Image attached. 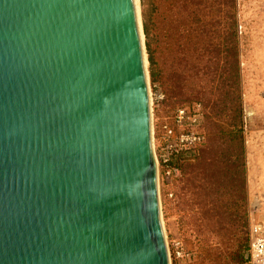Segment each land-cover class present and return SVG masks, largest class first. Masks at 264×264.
<instances>
[{
  "label": "water",
  "instance_id": "water-1",
  "mask_svg": "<svg viewBox=\"0 0 264 264\" xmlns=\"http://www.w3.org/2000/svg\"><path fill=\"white\" fill-rule=\"evenodd\" d=\"M136 0H0V264H171Z\"/></svg>",
  "mask_w": 264,
  "mask_h": 264
},
{
  "label": "rangeland",
  "instance_id": "rangeland-1",
  "mask_svg": "<svg viewBox=\"0 0 264 264\" xmlns=\"http://www.w3.org/2000/svg\"><path fill=\"white\" fill-rule=\"evenodd\" d=\"M137 3L141 23L143 8L157 6L153 47L161 76L155 82L150 74L145 34L143 37L154 140L180 107L197 112V125L205 136L202 146L181 157L182 177L169 187L163 183L159 187L166 239L170 244L182 240L190 254L183 259L172 255L171 264L230 263L239 245L247 243L249 249L251 224L264 222V0H237L245 179L241 174L235 179L228 152H220L224 144L221 146L214 137V102L216 109L226 111L229 102V66L223 58L227 49L218 46L220 35L227 33L229 0ZM204 103L210 106L206 108ZM208 147V153H203ZM202 156L205 161L199 164ZM196 165L192 177L190 172ZM170 189L173 197L169 196Z\"/></svg>",
  "mask_w": 264,
  "mask_h": 264
},
{
  "label": "trees",
  "instance_id": "trees-1",
  "mask_svg": "<svg viewBox=\"0 0 264 264\" xmlns=\"http://www.w3.org/2000/svg\"><path fill=\"white\" fill-rule=\"evenodd\" d=\"M157 11V6L151 4L150 6L144 7L142 10V23L143 30L146 37V49L148 53V60L150 62V74L152 80L158 81L157 79L161 76L160 70L158 69V61L155 56V48L153 47L154 35L153 26L155 23L154 14ZM238 4L237 0H229L228 14L226 15L227 22V33L220 35L219 45L226 48V52L223 58L226 60L225 63L229 66L227 72V88L226 95L228 96V111L225 109H216L217 101L214 102V122L215 132L214 137L218 138L220 145L224 144V148H221L220 152H228L227 157L232 162L231 169L235 176V179L241 174V179H245L246 174V140H245V128H244V107H243V95H242V74L240 64V38L238 34V21H237ZM220 56V55H219ZM226 69V67H224ZM224 95V94H223ZM225 96V95H224ZM204 101L206 99H203ZM220 100V99H219ZM207 108L209 103H204ZM224 112V113H223ZM226 112V113H225ZM202 146V145H201ZM211 148L204 149L203 153H208ZM219 150V149H218ZM218 153V151L216 152ZM205 156H202L200 163H204ZM181 160V159H180ZM180 160L176 163L180 165ZM214 164V157L212 162ZM199 165L192 167V177L196 174L195 169ZM214 185V182H213ZM250 243V237H249ZM237 253L232 256L230 263L226 264H248L249 261V249L248 245H239L236 250Z\"/></svg>",
  "mask_w": 264,
  "mask_h": 264
},
{
  "label": "built area",
  "instance_id": "built-area-1",
  "mask_svg": "<svg viewBox=\"0 0 264 264\" xmlns=\"http://www.w3.org/2000/svg\"><path fill=\"white\" fill-rule=\"evenodd\" d=\"M197 112L185 107L178 108L170 122L161 127V134L154 140V151L158 168L159 187L163 183L170 186L174 180L182 177V169L176 163L181 157L195 151L205 142V136L199 130ZM173 197V191L169 190ZM249 261L248 264H264V222L253 223L250 226ZM170 260L172 255L177 258H187L190 254L180 239L168 243Z\"/></svg>",
  "mask_w": 264,
  "mask_h": 264
},
{
  "label": "bare ground",
  "instance_id": "bare-ground-1",
  "mask_svg": "<svg viewBox=\"0 0 264 264\" xmlns=\"http://www.w3.org/2000/svg\"><path fill=\"white\" fill-rule=\"evenodd\" d=\"M136 4H137V8H138V3H137V0H136Z\"/></svg>",
  "mask_w": 264,
  "mask_h": 264
},
{
  "label": "crops",
  "instance_id": "crops-1",
  "mask_svg": "<svg viewBox=\"0 0 264 264\" xmlns=\"http://www.w3.org/2000/svg\"><path fill=\"white\" fill-rule=\"evenodd\" d=\"M240 64H241V61H240Z\"/></svg>",
  "mask_w": 264,
  "mask_h": 264
}]
</instances>
